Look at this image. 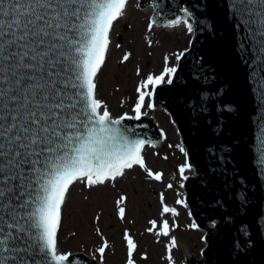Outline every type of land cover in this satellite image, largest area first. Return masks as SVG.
Wrapping results in <instances>:
<instances>
[{
    "label": "snow or ice",
    "instance_id": "1",
    "mask_svg": "<svg viewBox=\"0 0 264 264\" xmlns=\"http://www.w3.org/2000/svg\"><path fill=\"white\" fill-rule=\"evenodd\" d=\"M128 2L0 0V264H70V254L58 253L57 233L61 208L77 181L89 188L104 185L134 166L161 179L160 173L146 169V141L129 140L119 126L123 120H140L145 97L151 95L149 86L154 90L165 77L171 83L176 68L167 67L165 58L164 71L138 86L132 117L111 118L96 96L110 31ZM239 10L249 23L253 16L261 17L264 26V0H241ZM181 23L192 31L186 19L163 26ZM189 167H180L182 177ZM161 205V216L178 214L164 205L163 196ZM124 215L120 207L119 216ZM150 224L148 231L157 236L167 237L171 231L167 220ZM124 240L127 264H134L137 245L127 232ZM175 246L172 239L169 253ZM107 247L105 241L98 249L101 261ZM34 255L42 259L27 258ZM168 260L172 264L171 255Z\"/></svg>",
    "mask_w": 264,
    "mask_h": 264
},
{
    "label": "water",
    "instance_id": "2",
    "mask_svg": "<svg viewBox=\"0 0 264 264\" xmlns=\"http://www.w3.org/2000/svg\"><path fill=\"white\" fill-rule=\"evenodd\" d=\"M240 4L138 2L141 9L153 8L157 25L189 19L193 30L172 82L157 86L152 99L169 114L194 172L183 189L191 219L205 232V247L201 259L191 257L184 264H264V26L261 17L249 23ZM119 127L129 140H145V146H157L163 138L144 115ZM70 264L96 261L74 254Z\"/></svg>",
    "mask_w": 264,
    "mask_h": 264
},
{
    "label": "rangeland",
    "instance_id": "3",
    "mask_svg": "<svg viewBox=\"0 0 264 264\" xmlns=\"http://www.w3.org/2000/svg\"><path fill=\"white\" fill-rule=\"evenodd\" d=\"M128 7V20L119 19L112 29L111 50L95 81L97 99L112 118L135 115L133 108L139 95L138 86L149 75L159 76L164 71L165 58L167 67H175L177 56L191 38L186 25L169 34L154 26L149 30V17L139 9L138 0H131ZM148 10L151 13V7ZM126 54L128 59L124 60ZM167 80L165 77L162 83ZM148 91H152L151 86ZM149 104L151 95L145 97L141 112L154 117L163 131L164 140L158 147L146 146L143 156L146 169L160 173L161 179L154 180L145 169L134 166L122 177L104 185L89 188L83 182L75 183L62 206L58 252L83 253L100 264H127L124 240L127 232L137 245L133 253L134 264H169V255L172 264H180L187 254L198 257L203 247V235L196 226L193 227L180 185L179 169L185 164L184 151H181L178 134L166 112L149 108ZM189 173L188 169L184 175ZM161 196L164 205L176 210L175 217L171 214L161 216ZM121 197L125 198L124 202L118 205ZM177 200L182 203L177 204ZM120 207L125 209L124 218L119 216ZM153 220L157 225L163 220L169 222L171 231L167 237L148 231ZM172 239L176 246L169 253L167 246ZM105 241L108 247L101 261L98 249Z\"/></svg>",
    "mask_w": 264,
    "mask_h": 264
},
{
    "label": "bare ground",
    "instance_id": "4",
    "mask_svg": "<svg viewBox=\"0 0 264 264\" xmlns=\"http://www.w3.org/2000/svg\"><path fill=\"white\" fill-rule=\"evenodd\" d=\"M132 1H134V0H132ZM131 2V0H129V2H128V5H129V3ZM128 5L126 6V9H125V13H124V15L122 16V17H120V19H122V20H125V21H127L128 20V10H129V7H128ZM142 12H143V14L144 15H146V16H148L149 17V15H150V11L148 10L147 11V8H145L144 10H141ZM130 20V19H129ZM184 23H181L179 26H177V27H174V28H168V27H156V26H154V27H156L157 29L158 28H160V29H162V30H164L165 32H167L168 34L169 33H175V31L176 30H181L182 29V27H184ZM114 27V26H113ZM112 34V33H111ZM189 34H190V32H189ZM188 34V35H189ZM171 35V34H170ZM110 38H111V35H110ZM110 43H111V46H112V40L110 39ZM110 45V44H109ZM111 46L109 47V49H108V51L107 52H109L110 50H111ZM108 55V54H107ZM109 57H112V54L111 55H109ZM107 58V57H106ZM79 181H77L76 183H78Z\"/></svg>",
    "mask_w": 264,
    "mask_h": 264
},
{
    "label": "flooded vegetation",
    "instance_id": "5",
    "mask_svg": "<svg viewBox=\"0 0 264 264\" xmlns=\"http://www.w3.org/2000/svg\"><path fill=\"white\" fill-rule=\"evenodd\" d=\"M144 10V9H143Z\"/></svg>",
    "mask_w": 264,
    "mask_h": 264
}]
</instances>
